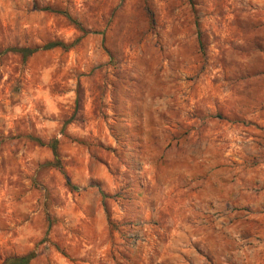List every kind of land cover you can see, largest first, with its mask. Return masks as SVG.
Segmentation results:
<instances>
[{"label": "rangeland", "instance_id": "374dc122", "mask_svg": "<svg viewBox=\"0 0 264 264\" xmlns=\"http://www.w3.org/2000/svg\"><path fill=\"white\" fill-rule=\"evenodd\" d=\"M30 253L264 264V0H0V264Z\"/></svg>", "mask_w": 264, "mask_h": 264}, {"label": "trees", "instance_id": "16d2710c", "mask_svg": "<svg viewBox=\"0 0 264 264\" xmlns=\"http://www.w3.org/2000/svg\"><path fill=\"white\" fill-rule=\"evenodd\" d=\"M64 45L62 43H49L43 47V49H52L55 47H63ZM23 58L31 56L36 49H29V48H22L17 50ZM52 150L55 156H57L56 147L55 145L52 146ZM34 258V255L32 253L25 255V256H18V257H11L5 259L1 264H29L30 261Z\"/></svg>", "mask_w": 264, "mask_h": 264}]
</instances>
